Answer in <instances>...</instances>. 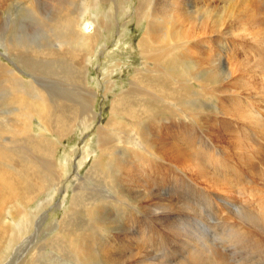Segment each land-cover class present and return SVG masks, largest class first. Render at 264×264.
I'll use <instances>...</instances> for the list:
<instances>
[{
  "label": "bare ground",
  "instance_id": "6f19581e",
  "mask_svg": "<svg viewBox=\"0 0 264 264\" xmlns=\"http://www.w3.org/2000/svg\"><path fill=\"white\" fill-rule=\"evenodd\" d=\"M6 1L0 0V9ZM28 1L31 6L29 13L34 17L39 16L43 24L41 23V31L40 28L38 31L36 30L37 33L30 29L24 31L18 41L12 39L13 31L6 32L4 30L6 19L1 17L0 10V46L3 51L14 60H18L19 64L22 59L37 62L33 65L30 62H28L30 64L25 65L23 62L21 67L25 65V70L31 75L37 73L44 75V78L39 79L38 83L31 79L25 82L16 76V72L15 74L11 69L0 66V78L2 80L0 88L3 93V96L0 97V251L3 252L0 262L4 259L6 252L8 253L12 248V245L29 232L31 226V218L25 216V209L23 215L19 213V217L23 216L21 226L20 223L17 224L13 220L8 221V217H14L12 203L20 198L23 203L30 204L36 196L45 190L59 189L64 182L67 166L56 163V146L46 135L54 136L60 140L62 137H66L64 134L70 132L79 119L87 130L95 117V113L91 112V109L96 101V91L87 85L85 58L87 54L90 55V51L96 45V29L98 27L94 29L91 35V29L94 26L91 22L84 23L85 25L80 28L83 17L89 15L90 0H80V14L78 12L79 15L70 13L69 16H66V6L69 5V0H54L53 7L56 5L57 8L63 7L65 13H61L57 9V13H54L51 18H45L47 21L34 8V0ZM188 1H192L190 8L187 7ZM18 3L21 1L19 0ZM94 3L96 4V2ZM48 11L50 10L48 9ZM48 11L46 13H49ZM262 14H264V0H140L135 9V16L138 17L137 19H143L146 23L145 32L137 45L142 57L143 69L135 71L128 89L113 99L110 108L111 116L115 117L113 113H121L127 115L128 120L133 119L132 122L129 121L130 126L124 127L126 129L125 134H127L124 142L128 138L137 139L140 149H142L139 152L143 155H136L137 146L129 147V150L133 151V154H130L136 155L138 160L142 162L141 164L150 169V175L146 179L149 186L146 188L142 186L143 182L142 185L139 183L143 189L146 188V191L142 192L141 196L138 194L137 199L131 200L134 206L141 203L147 211H152L153 208L156 212L160 210V207L158 210L156 209L158 203L155 201L163 193L155 189L157 188L155 184L162 179L163 174L157 172V168L160 167L156 166L157 162H163L167 164V167L177 170L174 172L175 176L182 181L185 178H182L183 175L179 172L178 167L188 170L192 176L193 173H196L199 176L198 179L203 178V176H208L207 178L210 176L214 185L226 184L227 188L230 186L238 192V195L250 198L256 204L258 213L255 211L254 213H257L258 219L256 218V221L252 218L257 223L254 225L255 221L253 220L254 222H251L253 228H242L244 230L239 233L243 242L250 246V255H254L253 257L251 255L253 261L243 260L244 264H264V185L250 177L251 174L255 173L254 178H256V167L261 166L262 168L264 162V118L260 117V113H258L260 115L255 113L260 107L264 108V103L254 96L259 91V86L256 87V85L260 81L262 82L264 78V47L258 41L254 46L250 45L251 47L247 48L249 37L254 35L259 38L263 30L256 28L252 33H246L248 29L245 28L247 24L252 23H258L259 27L264 26ZM87 31H90L89 34ZM82 32L86 34L83 35ZM38 41L40 42L36 44ZM249 49L253 50L252 54L248 53ZM222 55L225 56L223 59L225 62L221 61L220 58L218 60L223 64L214 65L217 57H222ZM78 57L81 64L76 62ZM110 74H112L111 70ZM45 75L48 78H45ZM106 79L107 83L104 86L107 88L106 91H109L113 83L109 78ZM45 81L54 84L55 91L45 87L43 85ZM184 83L191 85L192 90H186ZM262 86L264 87V84ZM58 87L62 91H58ZM182 91L192 95V99L189 100L187 96H184V100L181 102ZM60 93L61 97H59ZM206 94L215 96L216 106L214 110L208 109L210 111L208 115L203 116L202 114L207 113V111L204 112L202 109L204 104L201 97ZM195 103L200 104V107L195 106ZM164 111H167L168 115L162 122L158 114ZM212 114L216 118L212 117ZM262 116L264 117L263 114ZM122 117L125 116L122 115ZM184 118L196 126H202V123L206 122L204 125L207 126L204 132L206 136H199L202 142L201 145L197 143L200 145L197 150L199 148L203 150V152L198 151L201 152V154L198 153L199 155H196L192 147L188 146L190 144L189 139L198 138H196L197 134L192 132L193 128L189 125L190 123L187 125L186 122L182 121ZM222 120L228 125L226 124V126ZM34 121L38 123L37 133H34V127L32 129ZM167 121L168 124H166ZM179 121L180 124H177ZM231 123L237 124L231 125ZM218 124L225 130L237 131L239 129L241 134L236 136L237 141H231L227 138L229 131L212 130L210 132L209 125L218 126ZM115 127L114 122L108 121L104 128L100 126L95 131V146H97L99 156H95L97 159L93 161V165L86 175L92 188H87L88 193H82L79 188L75 189L74 194L72 193L71 206L57 224L58 233L67 236V240H58L57 237V241L49 242L48 246H52L55 242L54 246L57 248L53 250V257H51V253V259L57 258L61 249L64 251L66 249L72 255L74 264H121L118 261L115 262L120 255L111 250L110 244L107 243L108 247H104V242L100 243L96 237L106 226L105 224L109 225L114 222L111 217L116 202H121L123 198L126 202L128 201L126 196L128 197L129 189L127 192L126 184L129 185V179L133 176L131 174L134 173V170H131L127 164H124V161H121L122 159L119 161L116 154L118 149L125 154L128 147L122 151L123 147L117 146L120 138L118 139ZM247 129L249 130L245 136L246 134L243 133ZM184 135L187 138H183ZM218 142L226 144L227 147L231 146L229 160L223 155V152L217 149ZM247 143L249 144L243 146ZM235 144H240L247 152H251L253 162L250 161L247 165V162L242 161V157L240 158L242 154L239 156L238 152H235ZM99 160H103L102 168L96 167ZM207 164H214L220 173L214 172L217 169L208 171ZM245 165L247 166L245 167ZM241 171L250 173V179H245L243 174L241 176ZM117 172H119L118 175ZM136 172L134 174H137ZM123 181L127 183L125 182V184ZM135 184L138 182L136 181ZM210 184L212 187V183ZM98 185L103 188L111 187L113 189L112 195L106 196L107 193L104 194L105 192L103 194L102 192L91 194L93 187ZM140 190L138 189L139 192L142 191ZM128 198L130 199V195ZM168 198L169 200L166 199L167 204L164 207H167V211H172L176 202L172 199L173 197L169 196ZM221 200L224 207L227 208L225 206L228 204L227 200ZM41 208V206H37L38 210ZM244 208L246 209V207ZM77 209L78 211H76ZM241 210L243 211V209ZM244 213L246 214L245 211ZM169 217L171 216H167V219L171 221L172 218ZM249 217L251 216L249 215ZM20 231L22 232L19 234ZM15 234L17 236L14 237ZM95 246L99 251L98 253H96ZM43 247L46 248L44 245L41 249ZM199 251L197 254L203 259L202 261L205 260L204 264H234L230 260V257L233 256L237 259L235 261L241 264L238 255L230 254L229 257L227 253L221 251ZM33 255L30 257L31 260L26 261V264H35ZM188 256L190 259L184 260L183 264H201L197 260V256ZM201 258L199 259L201 260ZM68 261L66 262L68 263ZM49 264L58 263L51 262Z\"/></svg>",
  "mask_w": 264,
  "mask_h": 264
},
{
  "label": "rangeland",
  "instance_id": "374dc122",
  "mask_svg": "<svg viewBox=\"0 0 264 264\" xmlns=\"http://www.w3.org/2000/svg\"><path fill=\"white\" fill-rule=\"evenodd\" d=\"M18 1L19 0H7L5 2V4L3 5V7L0 9L1 10V17L4 20L6 19V22H5L6 27H4V30L6 32L13 31L12 39H14L16 41H18L21 38L24 31H26L27 29H30L34 33H37L39 28L41 31V26H42L41 25L42 21L39 18V16L34 17V15L31 16L32 14L29 13L30 12L29 10H31V6L29 4V1L28 0H20L21 3H18ZM53 1L54 0H34V2H33L34 8H36V10L39 11L38 14L46 21H47V19H45V18H51L54 15V13H57V9H59L61 13H65L63 11V7L57 8V5L53 7V3H54ZM79 1L80 0H76V1L75 0H69V5L66 6V14H67L66 16H69L70 13H72L73 15H79L80 14L81 11H80V2ZM139 1L140 0H103V1H101V0H90L89 15L84 16L85 18L83 17L80 28H82L83 25L87 24L86 22H91L92 24H94V26H92V29H91L92 30V33H90V35H91V34H93L94 29L98 27L96 29V33H97L96 45H95L94 49H92L90 51V55L87 54V57L85 58V60H86L85 63L87 65V73H86L87 85H88V87H90L94 91H96V101L94 103L93 108L91 109V112L95 113V117L90 122V125L88 126L87 130L83 127L82 121L79 119L78 121H76L77 123L75 124L74 128L71 129L70 132H68L67 134H64V135H66V137L64 136L60 140L54 136L46 135L49 138V140L51 142H53V144H55V146H56V148H55V152H56L55 161H56V163L60 164V165H64V166L66 165L67 166L66 167L67 170L65 171L66 176L64 177V182L62 183V187L59 189H55V188L51 189L50 188L48 190H45V192H42L39 196H36V198L30 204L23 203L20 198H18L15 202L12 203L11 207L14 211V213L12 212L14 217L13 216H12L13 218L8 217V221L13 220L17 224L20 223L19 225L21 226L23 216L19 217V213L21 215H23V210L25 209V212H26L25 216H30L29 218H31V226H30L29 232L25 233V235L20 237L19 238L20 241L17 240L12 245V248L8 251V253L6 252L4 259L0 262V264H26V261L31 260L30 257L32 254H34L33 256L35 259V264H40V263L41 264L42 263L43 264H49L51 262H57L58 264H74L72 255L70 253H68L66 249H65V251L61 249V253L57 254V258L51 259L50 258L51 253H52L51 257H53V250H56L57 248H56V246H54L55 242L52 246H48V244H49V242L57 241V237H58V240H65V239L67 240V236L61 235L58 233L59 232V230L57 228L58 221L62 219L61 217H63L65 211L70 208L71 199H72L71 196L74 194L75 189L79 188L82 191V193H88L87 188H89V187L92 188L91 184H89L87 181L86 175H87L88 171L90 170V168L92 167L93 161L97 159L96 158L97 156H99V152L96 149L97 146H95V144H96L95 143L96 142L95 141L96 140V136H95L96 132L95 131H97V129L100 126L104 128L107 125L108 121L114 122V124H116V127H118V128L115 127V132L118 134V139L120 138L117 146L123 147L122 151L126 147H128V151H127L128 153L125 152V154L122 153L119 149H118L119 152L116 150V154L119 157V161H120V159H122L121 161L122 162L124 161L125 162L124 164H127V166L131 170H134V173L137 171L136 172L137 174H134V173L131 174V175H133L132 176L133 179H132V177H131V179H129V181H130L129 185L126 184L127 183L126 181H123L124 183L126 182L125 184L127 187V192H128V189H129V193L131 192L130 194L128 193V197L130 195V199L127 196H126V198L128 199L127 202L125 201L124 198L121 199L122 200L121 205H120L121 202H119V201L116 202V205L113 208L114 210L112 209V217L113 218L111 217V219L114 222L112 224H109V225L105 224L106 226H104L103 229L96 236L100 243L104 242V244L106 245V246L104 245V247H108L107 243H109L111 250H113L115 254L117 253V255H120L116 258L115 262L118 261L121 264H131V263L132 264L133 263L134 264H149V263L152 264L153 262H154L153 264H183L185 262L184 260L190 259V257L188 255H194L195 257L197 256L196 258L201 264H204L205 260L202 261L203 259L201 257H199V255L197 254V252L199 250H201V252H206L209 250L210 251L216 250V252L221 251V252L227 253L229 255V257L231 256L230 254H233L236 256L238 255V260H241V264L244 261H248V262L253 261L252 257L254 255L251 254L252 257L250 255V252H251V251H249L250 246L246 245V243L243 242V240L239 237V233L242 230H244L242 228H245V229L246 228H253L252 227L253 224L251 222H254L255 221L254 219H256V218L258 219V216L256 217V214L258 213V210H256L257 209L256 204L254 202H252L250 198L242 197V196L238 195V192L234 191V189L231 188L230 186H228L229 188H227L226 184L220 183L218 185H214L213 180L210 178V176H209L210 179L207 178L208 176L207 177L203 176V178L200 177L201 179H198L199 176L196 175V173H193L194 174L193 175L194 177H193L192 173L190 174V172L188 170H185V169L178 167L179 172H181L183 175L182 178L183 179L185 178V180L182 181V180H180V178L178 179V177L175 176L174 172H177V170L175 171V169H173L172 167H167V164H165L163 162H157L156 166H160L159 168H157V172L163 174L162 179L158 180L155 184V186L157 185V188H155V189H157L160 193H163L162 195H159L156 199L157 201H155L158 203L157 204L158 206L156 207V209L158 210V208L160 207L159 208L160 210L156 212V210H154V208H153V210L151 209L152 211H147L146 208L141 203L134 206V204L131 201V200H133V198L137 199L138 194L140 195L142 192H145L146 188L149 186L146 179L150 175V173H149L150 169H147L146 167H144L141 164L142 162L139 161L138 157L136 156V155H140V156L143 155V154H141V152H139V151H142V149H140V145L138 144L137 139L128 138L127 141L124 142L125 138H127L126 137L127 134H125L126 129H124V127L126 128V126H128V125L130 126L129 121L132 122L133 119L128 120V116L121 114V113H117V114L113 113L115 115V117L111 116V109L110 108H111V104H112L113 99L128 89L129 82H130V80H132V77L134 76L135 71L137 69H143V63H142L143 61H142V57L139 53L137 45H138V41L141 39L142 35L145 32L146 23L143 19H137L138 17L135 16V9L138 6ZM94 2H96V4ZM191 2L192 1L187 2V4L189 3V5L186 4L187 7H189V8L191 7L190 6ZM48 9L50 11H48ZM47 11L49 13H46ZM42 14H44V15H42ZM47 14H49V15H47ZM263 15L264 14L261 15L263 18L261 16L260 17L264 20ZM32 28H33V30H32ZM245 28L248 29V31H246V33H252V31L256 28H261V30H263L260 33L259 38H256L254 35H251L249 37V39L247 40V42H248L247 48H250L251 47L250 45L254 46L255 43L258 41H260L261 45L264 47V35H263L264 34V26L261 25L259 27L258 23H252V24H247L245 26ZM101 30H103V31H101ZM99 31L101 32L100 34H99ZM89 32H88V34H89ZM42 33H43V31H42ZM82 34L84 35L86 33L82 32ZM98 40H99V42H98ZM39 42L40 41H38L36 44H38ZM249 50H248V53L252 54L253 50L252 49H249ZM0 55H1L0 56V66H2L3 68H9L12 71H14V73L16 72L17 73V74L15 73L16 76L18 78L23 79V81H25V82L27 80L30 81V79H31L32 81L38 83L39 79L44 78L43 77L44 75H42L40 73H37L35 75L34 74L31 75L30 73H28L25 70V65L30 64V63H31V65H33L34 63H37V62L27 61V59L25 61L22 59L21 63L24 62L25 65L23 64L24 66L21 67L22 64L21 63L19 64L18 60H14L12 57L7 55L3 51V48L1 46H0ZM218 59L225 62V60H223V59H225V56L222 55V57L221 56L217 57V60L214 61V65L223 64V62H221ZM15 61H16V63H15ZM28 62H30V63H28ZM76 62H77V64H81L79 57L77 58ZM110 70L112 71V74L109 75ZM18 74H20V75H18ZM107 75H109V77H107ZM46 76L47 75H45V78H48ZM106 78H109L110 81L113 83V86L110 87L112 90L110 89L109 91H106L107 88L104 86V84L107 83ZM262 80H263L262 82L260 81L258 83L259 85L258 84L256 85V87L259 86V91H258V93H255L254 96L259 101H263V103H264V98H263L264 97L263 96L264 95V91H263L264 87L262 86V84H264V78ZM1 82H2V80L0 78V86H1ZM184 84L186 85L185 86L186 90H192L191 85H188L187 83H184ZM40 85H41V82H40ZM43 85L45 87H47L48 89H53L55 91L56 87H53V86H55L54 84H51V83H48L45 81V83H43ZM197 89H196V91H197ZM1 90L2 89L0 88V97L3 96V93ZM57 90L60 91L61 88L58 87ZM209 92H211V91H209ZM182 93H183V95H181V102L184 100V96H187V98H189V100L192 99V95L188 94L187 92H183V91H182ZM261 93H263V94H261ZM59 97H61V93L59 94ZM201 100L204 104V107H202V109H204V112H205V110L207 111V113L202 114L203 116H205L206 114L208 115V112L215 109V106H216L215 96L213 97V95L206 94V95L201 97ZM196 105H197V107H200V104L195 103V106ZM208 106H209V108H208ZM261 108L262 107H260L259 110L255 111V113L257 112L256 113L257 115L261 114L260 117L263 119L264 117L262 116V114L264 115V108H262V109ZM208 109L209 110L211 109V110L209 111ZM215 113H217V112L215 111ZM258 113H260V114H258ZM122 115L125 117H122ZM167 115H168L167 111L159 112L158 117L163 122V120L165 119V117ZM211 116L216 118L213 114ZM195 117H197V115H195ZM217 118H220V117H217ZM111 119H113V120H111ZM182 121L186 122L187 125L190 123L189 125H191L193 128L192 132L195 135L197 134L196 138L199 139L200 138L199 136H201V135H202L201 137L206 136V135H204V132H205L206 127H207V126L206 127L204 126L206 122L205 123L203 122L204 124L202 123V126L201 125L196 126L193 122H188L185 118L182 119ZM222 122H223V120H222ZM127 123H129V124H127ZM168 123L169 122L167 121L166 124H168ZM223 123L225 125L227 124L225 121ZM177 124H180V121H179V123L177 122ZM235 124H237V123H234V124L231 123V125H235ZM37 125H38V123H36V121H34V123H32V129L34 127V129H33L34 133L38 132ZM117 125H119V126H117ZM245 126L247 127V125H245ZM209 127H210L209 128L210 132H212V130L229 131L227 138L230 139L231 141H237L236 136L241 134V131L239 129L237 131H232L231 129L225 130L222 126L220 127V124H218V126L217 125H214V126L209 125ZM229 127H231V126H229ZM248 130L249 129L244 131L243 134L244 135L246 134L245 136H247ZM133 131H135V129H133ZM187 135H188V133H187ZM184 137L187 138L186 135H184L183 138ZM198 139H189L188 142L190 141V144L187 143V144H189L188 146L192 147V149H193L194 153H196V155L199 153L198 151H200V150L203 152V150L201 148H199V150H197L198 146H200L201 142H202L201 138H200L201 139L200 141ZM120 142H122V143L120 144ZM221 142H223V141H221ZM221 142L217 143V146H218L217 149H219L221 152H223L224 153L223 155L229 160V154H231L230 153L231 146L227 147L226 144L221 143ZM123 143H124V145H123ZM197 143L200 145H198ZM248 144L249 143H247L243 146H246ZM239 145L240 144H235L234 149H236L235 152L236 153L238 152L239 156L242 154L240 156V158L242 157L241 158L242 161L247 162V165L250 161L253 162L252 153L247 152L244 149V147H242V145H240V146ZM133 146H137V152H136L137 154L136 155H132L133 151L129 150V147H133ZM195 146H197V147H195ZM220 146H222V147H220ZM238 148H239V150H238ZM241 150H243V151H241ZM130 153H132V154H130ZM121 154H122V158H121ZM199 154H201V152ZM202 155L204 156V153ZM124 157H126V158H124ZM97 163H98V166H96L97 168L103 167V160H99V161H97ZM128 163L131 165H129ZM132 164H135V165H132ZM247 165H245V167ZM190 168H192V167H190ZM206 168L208 171H214L217 169L214 167V164H207ZM256 170H257L256 171L257 172L256 178H254L255 173L250 175V173L248 174V172L246 173L244 171H241V176L243 174V176L246 177L245 179H250V177H251L253 179H256L259 184L264 185V162H263L262 168H261V166H257ZM138 171H139V173H138ZM214 172L220 173V170L217 169ZM118 174H119V172H117V175ZM249 175H250V177H249ZM137 176L139 177L138 179H137ZM204 177H205V179H204ZM76 178H77V180H76ZM187 179H188V182H187ZM192 179H193V181H191ZM131 180H132V182L134 181L133 182L134 184L131 182ZM198 180H199V182H198ZM200 180H202V181H200ZM83 181H84V183H83ZM136 181L138 182V184L139 183L141 184L143 182L142 183L143 185L142 184L141 185L145 186L146 188L144 187V189H143L142 186H140V184L139 185L135 184ZM145 182H146V184H145ZM204 182H206L207 184ZM81 183H83V184H81ZM130 183L132 184V187H131ZM209 183H212L213 186L211 187V184L209 185ZM66 186H67V188H65ZM97 187H99V188H97ZM162 187L164 188L163 189L164 191L161 189ZM130 188H132V189H130ZM133 188H134V190H133ZM136 188H138L139 190H140V188H142L141 189L142 191L140 190L141 192H139L138 189H136ZM100 189H103V190H100ZM112 191H113V189L111 187L107 188V186H106L103 188L101 185L100 186L98 185L95 188L93 187V192L91 194L94 195L95 193L98 194L100 192H102V194H103L105 192L104 194L107 193L106 196H110V195H112ZM207 191H208L209 196L207 195ZM63 196H65V197H63ZM169 196H171V198L173 197L172 199L176 202V205L172 211H170V210L167 211V207H164V205L167 204L166 199L169 200V198H168ZM221 199H223L225 201L227 200L226 202L229 204V205L228 204L225 205V206H227V208L224 207V205L222 203L223 201ZM228 201L231 202L232 204L229 203ZM242 203H244V204L241 205ZM248 203H250V204H248ZM161 204H163V205H161ZM37 206H41L42 208L38 210ZM239 206H241L242 208ZM244 207H246L247 210ZM143 208H145V209H143ZM241 209H243V211ZM76 211H78V209ZM244 211L246 212V214L244 213ZM254 211L257 213H254ZM145 212L147 215L145 214ZM164 212H166V213H164ZM249 215L251 217H249ZM80 216H81V213H80ZM167 216H171L169 218H172V220L170 221L169 219H167ZM157 217H158V219H157ZM164 217H165V219H164ZM129 218H132V219H129ZM257 219H256V221H257ZM256 221L254 222V225H255V223H257ZM227 222H228V224H227ZM50 224H51V226H50ZM224 224H225V226H224ZM226 224L228 227L226 226ZM245 225H247L248 227ZM237 228H238V230H237ZM21 232L22 231H20L19 234ZM43 233H45V234H43ZM101 235L102 236L104 235V236L102 237ZM15 236H17V235L15 234L14 237ZM230 239H232V240H230ZM239 242H241V243H239ZM240 244H242V245H240ZM44 245L46 246V248L43 247L41 249V247ZM245 245H246L248 250L246 249ZM200 246H201V248H200ZM39 247H40V249H37ZM95 249L97 251V252L96 251L95 252L98 253L99 251L96 248V246H95ZM212 249H214V250H212ZM31 251H33V252L30 253ZM38 251H40V252H38ZM36 253H38V254H36ZM55 253H56V251H55ZM2 255H3V252L0 251V257ZM42 255H43V258H42ZM138 255H140V256H138ZM131 256H133L134 261H133V258H131ZM136 257H137V259H136ZM199 258H201V260ZM233 258H235V259H233ZM230 260H231V262L233 261L234 264H236V263L238 264V262L235 261V260H237L235 256L230 257ZM66 261H68V263ZM175 262H178V263H175ZM115 264H119V263H115Z\"/></svg>",
  "mask_w": 264,
  "mask_h": 264
}]
</instances>
